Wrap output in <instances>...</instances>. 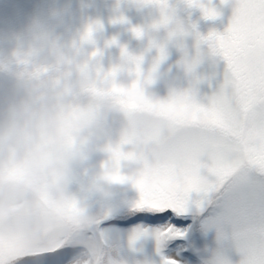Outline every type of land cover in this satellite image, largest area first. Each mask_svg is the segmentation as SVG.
I'll return each mask as SVG.
<instances>
[{"label":"clouds","instance_id":"9594fccd","mask_svg":"<svg viewBox=\"0 0 264 264\" xmlns=\"http://www.w3.org/2000/svg\"><path fill=\"white\" fill-rule=\"evenodd\" d=\"M129 4L174 12L167 0H115L113 25L125 23ZM104 31L97 20L63 48L33 35L25 48L0 52V73L15 80L0 91V264H23L65 245L83 249L77 264H127L94 235L100 211L92 204L106 210L114 185L134 184L170 160L201 161L207 136L196 91L168 79L161 59L145 69L146 52L133 54ZM153 31L131 29L150 42ZM196 62L178 67L191 73Z\"/></svg>","mask_w":264,"mask_h":264},{"label":"snow or ice","instance_id":"6c2138e0","mask_svg":"<svg viewBox=\"0 0 264 264\" xmlns=\"http://www.w3.org/2000/svg\"><path fill=\"white\" fill-rule=\"evenodd\" d=\"M232 3L226 30L201 38L224 63L219 88L196 106L207 136L201 161L173 159L136 179L135 210L164 220L207 214L203 226L215 229L220 245L211 264H231L226 250L239 264H264V0ZM189 5L217 16L199 0ZM160 236L179 240L185 232L170 226Z\"/></svg>","mask_w":264,"mask_h":264},{"label":"rangeland","instance_id":"374dc122","mask_svg":"<svg viewBox=\"0 0 264 264\" xmlns=\"http://www.w3.org/2000/svg\"><path fill=\"white\" fill-rule=\"evenodd\" d=\"M174 12L165 16L156 7H135L129 4L122 8L125 23L112 24L115 18V0H1L2 24L0 35L2 52L7 54L15 49H23L33 35L46 37L55 46H67L92 22L99 20L104 25V38L116 37L126 44L133 54L146 52L143 67L161 59V71L170 69L168 79H174L182 88L191 87L197 93L198 101H203L218 88L222 82L223 61L211 54L201 38L212 32L223 33L229 25L232 12V0H199L204 8L217 13L215 18H206L201 7L189 6V0H167ZM176 26L169 32L164 23ZM154 29L151 42L147 38L137 39L131 32ZM103 46V41L100 42ZM202 55L196 57V53ZM113 59L119 50L110 49ZM193 71L186 73L178 67L179 62L193 60ZM104 66H108V54H105ZM15 80L0 73V91L11 90ZM166 89L160 86V94ZM102 156L93 157V163L99 164ZM111 202L129 196L133 201L139 199V191L132 183H121L112 188ZM111 202L108 204L111 205ZM93 211H96L92 207ZM168 220L138 218L127 223L105 222L94 229V235L107 244L118 243L125 252L127 264H211L214 254L220 247L215 229H198L193 216ZM174 226L185 232L183 239L161 238L160 234ZM203 230V231H202ZM83 249L65 245L59 251L37 259H29L23 264H77ZM225 255L231 264H239L240 256L234 250H226Z\"/></svg>","mask_w":264,"mask_h":264},{"label":"trees","instance_id":"16d2710c","mask_svg":"<svg viewBox=\"0 0 264 264\" xmlns=\"http://www.w3.org/2000/svg\"><path fill=\"white\" fill-rule=\"evenodd\" d=\"M1 2V0H0ZM2 24V13L0 10V25ZM1 35H0V52H2V48H1ZM139 200V199H138ZM138 200H132L129 196H125L120 200L115 201L114 203L111 202V205H107L106 210L100 209L99 205L93 203L92 207L97 210L100 211V219H99V223L97 224L96 228L97 229L100 225L99 224H103L105 222H116V223H127L128 221L131 220H136L138 218H151V217H147L145 215H142L140 213H138L135 210L136 204L138 202ZM190 216L194 217L195 222L196 223V227L198 229H203V223H204V219L206 218L207 214H205V216H199L197 214H191ZM156 219V218H155ZM161 219V218H157L156 220ZM203 231V230H202ZM109 245L115 246L117 248V250L119 251V253L121 254V256L126 259L125 257V252L123 253V249L121 247V245H119L118 243H110Z\"/></svg>","mask_w":264,"mask_h":264}]
</instances>
